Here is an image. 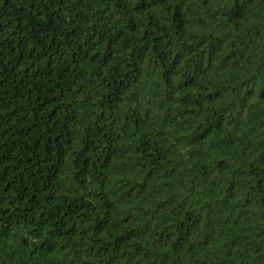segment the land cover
Wrapping results in <instances>:
<instances>
[{
	"label": "trees",
	"instance_id": "16d2710c",
	"mask_svg": "<svg viewBox=\"0 0 264 264\" xmlns=\"http://www.w3.org/2000/svg\"><path fill=\"white\" fill-rule=\"evenodd\" d=\"M0 264H264V0H0Z\"/></svg>",
	"mask_w": 264,
	"mask_h": 264
}]
</instances>
